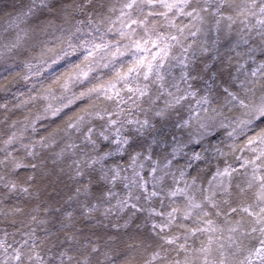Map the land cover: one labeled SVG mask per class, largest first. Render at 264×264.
Segmentation results:
<instances>
[{"label": "snow or ice", "instance_id": "1", "mask_svg": "<svg viewBox=\"0 0 264 264\" xmlns=\"http://www.w3.org/2000/svg\"><path fill=\"white\" fill-rule=\"evenodd\" d=\"M0 13V264H264V0Z\"/></svg>", "mask_w": 264, "mask_h": 264}, {"label": "clouds", "instance_id": "2", "mask_svg": "<svg viewBox=\"0 0 264 264\" xmlns=\"http://www.w3.org/2000/svg\"><path fill=\"white\" fill-rule=\"evenodd\" d=\"M100 71H101V72H103V71H104V69H101Z\"/></svg>", "mask_w": 264, "mask_h": 264}, {"label": "rangeland", "instance_id": "3", "mask_svg": "<svg viewBox=\"0 0 264 264\" xmlns=\"http://www.w3.org/2000/svg\"><path fill=\"white\" fill-rule=\"evenodd\" d=\"M5 2H7V0H5ZM0 14H2V13H0Z\"/></svg>", "mask_w": 264, "mask_h": 264}]
</instances>
